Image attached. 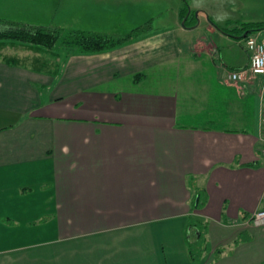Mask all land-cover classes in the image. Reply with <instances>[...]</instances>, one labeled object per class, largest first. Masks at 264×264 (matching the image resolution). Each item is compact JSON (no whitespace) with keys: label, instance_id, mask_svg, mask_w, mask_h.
Returning <instances> with one entry per match:
<instances>
[{"label":"crops","instance_id":"obj_1","mask_svg":"<svg viewBox=\"0 0 264 264\" xmlns=\"http://www.w3.org/2000/svg\"><path fill=\"white\" fill-rule=\"evenodd\" d=\"M184 11L186 33L205 17L234 25ZM254 18L235 26L264 27ZM186 42L152 31L56 75L0 50V113L17 116L0 127V264H264L248 221L264 208V98L226 82L244 43L234 60Z\"/></svg>","mask_w":264,"mask_h":264},{"label":"rangeland","instance_id":"obj_2","mask_svg":"<svg viewBox=\"0 0 264 264\" xmlns=\"http://www.w3.org/2000/svg\"><path fill=\"white\" fill-rule=\"evenodd\" d=\"M202 6L212 8L214 16L219 21L218 25H224V20L227 18L234 24L232 26H235L237 22L235 20L238 17H241L242 21L250 19V17L258 19L264 16V0H0V20L58 28L64 32L95 31L111 34H123L134 27L144 25L140 35L152 31L166 32L170 35L174 34L178 41L186 40L187 42L183 43L186 45L193 38L203 39L220 50L221 58L223 55L239 60V57H243L244 54V38L233 40L227 35L222 37L221 33L223 32L219 28L211 26L206 17L204 20L196 19L197 26L194 31L187 33L183 31L182 21H180L182 11L185 10L183 13L186 14L190 12V16H192ZM210 11L208 10V14H211ZM186 25L188 27V23ZM211 28L213 31L210 30ZM253 34L254 32L247 33V36ZM238 35L240 34L233 36ZM186 45H183L185 49ZM190 48L188 46V50L192 52ZM1 53L17 57L19 55L27 57L37 55L31 50L19 46L6 47ZM46 56L51 57L50 55ZM59 59H62V55ZM56 61L60 62L58 59ZM52 62H54L53 59ZM247 86H256L262 90L264 80L262 78L250 79ZM48 89L42 91L41 95L46 96L53 92L55 87L49 86ZM261 96L263 99L264 94ZM16 119V115L0 113V127L7 126Z\"/></svg>","mask_w":264,"mask_h":264},{"label":"trees","instance_id":"obj_3","mask_svg":"<svg viewBox=\"0 0 264 264\" xmlns=\"http://www.w3.org/2000/svg\"><path fill=\"white\" fill-rule=\"evenodd\" d=\"M185 15L186 13L181 18H184ZM141 28H144V25L134 27L123 34L100 33L95 31L64 32L58 28L33 26L0 20V50H4L9 46H19L31 50L34 54H37L33 59H29V57L23 58L3 55L2 60L8 65H20L23 62L31 61L29 66L32 69H43L49 72V75H56L58 64L60 63L59 66H61L67 61L68 57L72 55H90L109 52L135 40L142 33L143 30ZM219 29L228 34H240L237 39H242L244 32L251 34L260 29H264V27L259 23H246L241 26L221 27ZM46 55H50L51 57L48 58ZM61 55L62 59H59ZM52 59L54 62H52ZM56 59L60 62L57 63ZM203 205L204 201L200 193L197 192L192 203V208H200ZM197 231L201 235V231ZM199 242H201L200 236L197 240V243ZM195 252L198 253V255L195 253V258L199 259V250H195Z\"/></svg>","mask_w":264,"mask_h":264},{"label":"built area","instance_id":"obj_4","mask_svg":"<svg viewBox=\"0 0 264 264\" xmlns=\"http://www.w3.org/2000/svg\"><path fill=\"white\" fill-rule=\"evenodd\" d=\"M243 43L248 55V64L238 69L228 70L226 74L227 83H247L248 80L253 78H262L264 80V40L252 36H246L243 39ZM263 89L259 90L260 95L264 94ZM258 151L264 156V135L260 139ZM248 221L254 226L264 228V208L255 211L249 217Z\"/></svg>","mask_w":264,"mask_h":264},{"label":"water","instance_id":"obj_5","mask_svg":"<svg viewBox=\"0 0 264 264\" xmlns=\"http://www.w3.org/2000/svg\"><path fill=\"white\" fill-rule=\"evenodd\" d=\"M223 32V31H222ZM225 33V32H224ZM225 34H227V33H225ZM232 37H235V38H237L238 36H233V35H231ZM245 36H247V32H244L243 34H242V37H245Z\"/></svg>","mask_w":264,"mask_h":264}]
</instances>
